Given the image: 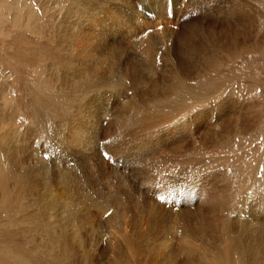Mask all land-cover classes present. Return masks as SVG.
Segmentation results:
<instances>
[{
	"label": "rangeland",
	"instance_id": "rangeland-1",
	"mask_svg": "<svg viewBox=\"0 0 264 264\" xmlns=\"http://www.w3.org/2000/svg\"><path fill=\"white\" fill-rule=\"evenodd\" d=\"M115 1L127 10L128 6ZM83 2L71 0L77 8L84 7ZM85 2L87 5L89 0ZM231 4V0L225 3L227 12ZM50 5L56 13L64 0H0V112L9 111L13 119L12 125L0 122V147L5 130H18L24 136H10L9 146L5 150V144L0 150L2 159L9 153L15 165L10 171L0 162V176L1 169L9 170L6 188L14 198L0 202V264H208L206 259H211L214 247L204 240L202 230L206 217L201 201L208 193L204 184L211 186L210 193H221L223 188L222 193L228 195L240 193L233 188L237 180L247 178L253 168L264 167L261 51L236 56L200 83L212 85L210 95L226 93L239 98L238 102L247 98L258 104L251 108V117H246L251 123L248 133L245 129L227 136L221 133L222 116L226 118L231 112L217 110L215 101L207 120L212 128L197 116L184 133H165L169 122L163 120L150 133L134 122L124 125L123 111L131 118L135 106H149L147 98L172 83L171 75L180 67L177 58L182 57L185 45L182 30L195 19H204L202 3L174 2L169 8L174 15L168 12L167 22L164 11L159 13L157 8L137 7L140 17H145L142 19L128 9L131 29L126 32L123 16L110 27L117 31L111 40L115 53L108 65L115 70L103 81L105 87L99 90L103 95L88 96L79 104L77 100L66 111L57 109L60 101L47 95L51 42L46 34L52 17L46 8ZM260 6L264 10V2ZM259 14L254 13V17ZM26 24H35L42 33L31 31ZM135 26L138 29L131 33ZM165 29L170 31L160 37ZM120 48L121 58H116ZM191 112L184 116L190 117ZM230 117L232 128H237L242 117ZM185 159L193 162L185 163ZM202 160H213V165L195 173L196 162ZM21 190L26 192L18 196ZM253 199L240 205L236 199L232 209L226 210L233 220L238 212L243 213L235 228L246 229L243 234H251L250 240H256L253 233H264L260 224L264 219V191L253 194ZM46 228L57 232L58 237L64 233L63 242L52 241L44 232ZM194 244H198L197 250L188 253ZM59 247H65L66 253L58 260ZM203 247H207L205 255Z\"/></svg>",
	"mask_w": 264,
	"mask_h": 264
},
{
	"label": "bare ground",
	"instance_id": "bare-ground-1",
	"mask_svg": "<svg viewBox=\"0 0 264 264\" xmlns=\"http://www.w3.org/2000/svg\"><path fill=\"white\" fill-rule=\"evenodd\" d=\"M73 1L75 4L77 2L84 1L82 3L84 7L77 8L76 5L71 4V0H64V5H62L61 9L56 13L55 10L54 12L51 11L52 5L46 8L48 11H51L50 17H52L47 23L49 29L48 34H46L50 36L51 42L49 52L51 55V61L50 63H48L50 64L48 65V69L51 71L49 72L47 70V76L45 79V81H48L47 84L49 91H47V95L51 96V98H56L58 99V101H60V104L58 105L57 109L62 111H66L68 106L76 104L77 100L79 104V101H81L80 99H86L88 96L90 97L92 95H103V93H99V90L105 87L106 83H104L103 81L106 80L115 70L109 67L108 65L110 60H112V55L115 53V50L113 48L114 42L111 40H113L114 34L117 33L116 30L111 31L110 27L113 28V26L116 25L115 20L117 18L121 16L124 17L125 26L128 25L125 29L126 32H128V30L131 29V26L133 24L131 23V18L129 17V15H127L129 13L128 9H130L131 11L134 10V13L138 14L139 18L142 19L144 16L140 17V13H138V10L136 8L144 6L151 9L157 8V11H159V13H162V11H164L163 13L166 16L167 22V13L170 12L174 15L172 9H169L170 6L172 7L173 3L178 2L179 0H116L118 1V3L120 1L122 5L128 6L126 8L127 10L125 11L122 9V7L116 5L117 3H113L112 0H89V3L87 5L85 0ZM181 1L184 2V4H186V2L188 4L194 3L196 4V6L199 5V3H202L200 8L205 12L204 19L199 18V20L198 18H194L195 22L193 25L184 26V29L182 30L181 34V36L184 37L185 41V45H183V55L182 57L177 58V61L180 60V62L178 61V65L180 64V67L177 68V71L171 75L172 83L161 93H155L151 97L147 98L150 103L149 106H135V108L132 109L131 118L125 116L126 110H124V119L122 120V123L124 125H128L129 123L134 122L135 124L142 126V129H148L147 132L153 133L155 126L159 125L160 123L162 124L161 120H163L169 122V128L164 129L165 133L166 131L171 133H176L180 131V133H184L186 132V130L189 129L191 123L195 124L197 116H201L203 118L202 121H205L209 125L210 121L207 122V120H210L208 118L210 115L209 111L211 112L213 108L211 103L215 101V106L217 110L225 111L227 109V112H231L230 114H227L226 118L222 116L221 123L219 124L220 127L218 125L221 133H224V135L227 136V133L229 134L232 131H236L235 133H239L241 130L244 129L248 133L250 131L248 125H250L251 123L248 120L249 118L247 119L246 117H251V108H256L255 106L258 104L254 101H248L247 98H243V102H238L239 98L238 100L233 99V97L227 96L226 93L220 94V92H217L214 96L210 95L212 90L214 89H212V85L208 83L203 85L200 83L203 79L205 80L210 73L226 65L227 62L231 61V59H234L238 55H242L244 52H252L259 50L262 54V62L264 61V10L260 6L263 4L264 0H231L232 6L231 8L229 7V13L227 12V7L225 5V3L227 4V0ZM55 3L57 4V2ZM214 5H218V8H214ZM43 8L45 7L43 6ZM77 11H80V13L75 15ZM258 12H260L261 15L259 14L258 18H255L254 13ZM75 20H78L79 22L76 23L74 22ZM27 27H29L30 30L33 32L37 31L38 33H42V31H39V29L36 28L35 24H32L31 26L27 25ZM132 28L133 30L131 31V33L138 29V27L136 26ZM169 31L170 30L167 29L162 30V32H160L159 34L160 37L165 32ZM170 34H172V32ZM137 36L139 37V35ZM120 50L122 49L120 48L116 51V58H121L118 53L120 52ZM220 91L224 92L223 88H221ZM245 100L248 101V103H245ZM78 107H76V109H78ZM147 107H149L150 110H147ZM78 110L80 111V109ZM188 111H192L190 117L184 116V114ZM230 115H235L236 117L238 116L240 118L242 117L240 123L241 126L239 125L237 126V128L234 127L236 129L232 128L233 118H229ZM236 117L235 119H238V117ZM72 118L74 117L72 116L71 119ZM12 120L13 119L10 118L9 111L6 113V111H3L2 109L0 112V122L4 123V125H9L12 123ZM12 135H15V137H24L23 134H20V132H18V130H5L2 136H5L6 141L3 142V140L5 139H3L2 137L1 142L3 145L2 147H0V150L4 147L5 144L6 150L7 146H9L10 144L9 140L7 139H9ZM210 144H212V142H210ZM21 147L22 145L20 146V149H22ZM1 154L2 153L0 152V162L6 164L9 170L13 171L11 167H14L15 165L12 166V160L8 157L9 153H7V157H4L3 159L1 157ZM189 160L193 162V159H185L183 162L187 163V161ZM212 162L213 160L197 161L196 164L198 168L195 167V173L207 169L210 164L213 165ZM21 163L25 164V162L23 161H21ZM165 163L167 162L165 161ZM261 163H263L262 165L264 166V162L261 161ZM17 165L19 166L20 164L18 163ZM257 168H253L251 170L249 174L251 176L248 175L245 179L240 178L239 181L237 180V184L234 185V187L232 186L235 189L237 188V192L240 193H230V195H228L227 192L222 193L223 191H225L224 188L222 189L221 193H210L209 191L211 186L209 187L208 183L204 184V190H206L208 193H205V197L201 201V206L203 208L202 210H204V214L206 217L202 222V230L206 233L204 235V240L208 241V244L210 243V248L214 247V249L211 248L213 250L211 259L205 258L208 264L264 263V233L261 236L254 235L253 233V236H256V240H250L252 236L251 234H243L246 229H241V227L235 228L237 226L235 223H238V218L239 216L241 217L243 213L241 211L238 212V218L236 220H233V218L231 219L228 217V214L226 212V210L230 208V206L236 199L239 205L244 201L246 202V204L247 201L252 203L254 202L251 201L254 200L253 194L256 195L264 191V167L263 169ZM9 170L5 168L1 169L2 175L0 176V190L2 201L0 200V202L3 203H6L7 201L11 202L14 200L11 193L8 192L6 188V184H8L7 177L9 175ZM258 172H260V175L257 176L256 174ZM20 179L23 180V178L21 177ZM19 180L16 181V183L18 182V185L21 181ZM21 184H23L22 181ZM235 189H233V191ZM228 191L230 192V190ZM25 192L23 190L19 191L18 196L20 195V193ZM248 192L253 194H250L251 196H249L247 195ZM48 199L51 198L48 197ZM230 209H232V207ZM223 212L225 213V215H222ZM261 222L262 223L260 224L261 226L263 225L264 229V219H262ZM41 230L43 231L44 229ZM44 232L52 238V241L57 240V242H63L62 237L64 236V233H62L58 237L55 235L57 232L53 234V232L49 229ZM65 243L67 244V242ZM197 246L198 244H194V246L188 250V253L197 250ZM45 247L47 249L48 246ZM61 247H59L61 251H59L60 253L57 255L56 258L58 260L60 258H63L66 253L64 249L65 247ZM206 252L207 247H203L204 255L206 254Z\"/></svg>",
	"mask_w": 264,
	"mask_h": 264
}]
</instances>
